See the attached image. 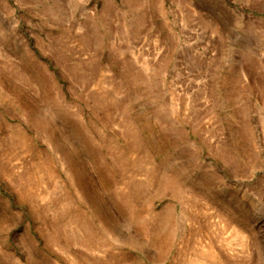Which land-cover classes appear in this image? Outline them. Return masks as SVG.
I'll return each instance as SVG.
<instances>
[{
	"label": "rangeland",
	"instance_id": "1",
	"mask_svg": "<svg viewBox=\"0 0 264 264\" xmlns=\"http://www.w3.org/2000/svg\"><path fill=\"white\" fill-rule=\"evenodd\" d=\"M0 264H264V0H0Z\"/></svg>",
	"mask_w": 264,
	"mask_h": 264
}]
</instances>
